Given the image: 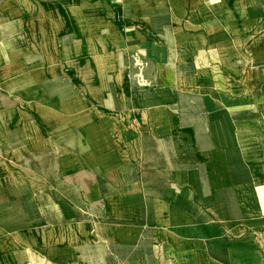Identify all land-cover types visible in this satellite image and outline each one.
Instances as JSON below:
<instances>
[{"label": "crops", "instance_id": "crops-1", "mask_svg": "<svg viewBox=\"0 0 264 264\" xmlns=\"http://www.w3.org/2000/svg\"><path fill=\"white\" fill-rule=\"evenodd\" d=\"M0 264H264V0H0Z\"/></svg>", "mask_w": 264, "mask_h": 264}]
</instances>
